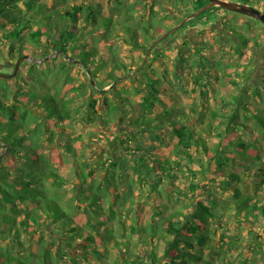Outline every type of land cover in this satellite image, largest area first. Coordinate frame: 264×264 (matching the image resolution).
Returning <instances> with one entry per match:
<instances>
[{"label":"trees","instance_id":"16d2710c","mask_svg":"<svg viewBox=\"0 0 264 264\" xmlns=\"http://www.w3.org/2000/svg\"><path fill=\"white\" fill-rule=\"evenodd\" d=\"M162 1L152 0V20L144 21L137 17L132 0H108V5L84 4L77 0H0V55L9 53L10 60L26 55L34 57V60L24 59L15 76L0 77L4 80L0 83V141H4L0 143V155L6 148L2 154L5 157H0V264H234L235 258L238 264H264V234L259 231L248 229L249 240L243 242L238 228L225 233L226 221L221 223L225 230L218 237L213 234L218 231L219 211H229L242 228L254 223L264 224V197L260 196L259 188L260 183H264V165L258 167L264 159V115L260 108L244 99L246 85L234 94V100H220V106L208 108V118L205 116L208 102L200 100L208 97L214 84L212 76L222 78L220 71L235 66L221 58L210 59L214 50L229 47L243 55L252 42L239 31L241 21L234 20L231 27L227 26L231 20L228 16H222L227 18L221 20L220 25L234 33L221 36L213 27L215 44L203 39L195 43L190 38L182 41L178 46L181 52L192 43L199 54L193 61L200 73L193 74L192 91L196 92L199 87L201 102L193 93L194 101L187 113L185 104L168 101L173 96L169 81L174 83L168 74H174L172 78L184 85L183 91H186V77L180 68L189 59L180 53L170 65L167 52L157 49L150 57L153 59L150 64L138 72L128 73L123 72L124 69H133L114 45L119 35L124 37L130 33V40H135L136 47L144 53L156 37L179 22L180 19L171 14L168 25L157 9ZM164 1H168L174 11L180 10L181 15L185 9L197 10L208 2ZM262 3L263 8L253 4L264 11V0ZM224 11L222 7L210 8L186 22L173 36L183 33L187 24L200 21L208 25ZM233 15L238 17L236 13ZM130 40L126 38L127 42ZM256 43L254 40V45ZM59 57L63 59L60 67L64 71L71 66L88 71L89 83L85 80L74 83L72 76L62 85L50 83L48 63ZM154 61L158 66L151 65ZM208 64L215 70L209 73L215 74L211 77L201 74ZM129 74L135 89L140 90L145 81L140 99L128 101L127 88L116 95L111 89L94 87L91 78L116 83ZM136 76L144 78L136 79ZM131 102H138L141 109H136ZM228 104H233L231 110ZM97 115L99 126L106 128L118 116L129 123L126 134L116 138L118 145L115 152H111L110 161L112 165H121L122 171L131 167L139 174L140 185L144 182L150 185L149 194L160 191V184L172 178L174 190L192 202L189 192L197 195L201 172L202 179L222 181L225 188L237 183L231 187L233 196L220 199L210 192L207 200L200 199L191 203L187 211L170 214L165 213L160 202L147 201L143 211L136 213L135 222L128 224L129 205L142 199L138 192L133 194L134 186H128L126 193L119 189L115 192L113 186H117L119 178L114 179L118 175L109 169L98 184L89 178L96 169L90 160L92 149L89 143L82 145L85 137L76 131V122L80 118L89 123ZM189 116L198 118L204 125L203 130L211 128L213 122H220L221 130L214 132L218 139L214 148L194 124L195 119L187 121ZM249 119H256L257 127L248 125ZM165 123L171 127L173 141L166 142V138L155 133L162 129L158 126ZM238 128L243 131L238 133ZM111 131L108 129L104 134L111 138L113 135L108 133ZM148 131L153 134L150 133L145 142L141 141L139 136ZM92 140L100 144L103 139L93 137ZM161 143L166 150H160ZM126 147L131 151L130 157L119 153ZM195 164H199L200 170ZM230 165H242L248 174L254 170L262 173L254 193L244 191V175L230 169ZM69 169L81 180L80 185L73 186L74 202L72 197L65 196ZM182 171L189 173L187 177L195 178L189 183L190 191L176 185ZM107 194L113 196L108 207L102 202L107 201ZM148 204L153 210L149 222L145 221L149 217ZM120 213L125 214L126 219L118 218ZM117 218V222L121 221L118 230L114 225ZM134 238L146 244L145 249L136 252L131 244ZM238 243L241 249L235 251Z\"/></svg>","mask_w":264,"mask_h":264},{"label":"rangeland","instance_id":"374dc122","mask_svg":"<svg viewBox=\"0 0 264 264\" xmlns=\"http://www.w3.org/2000/svg\"><path fill=\"white\" fill-rule=\"evenodd\" d=\"M253 1L254 4H257L259 6H261V8H263V3L262 0L260 2V0H251ZM77 2L80 3H84V4H93V3H98V2H102V3H106V0H77ZM252 2L250 3V5H253ZM62 4L59 3V6H61ZM108 5V4H106ZM192 8L191 9H185L181 12H183V15H187L190 12H192ZM228 18L231 20H229V22L227 23L228 27H231V22L232 21H241V24L239 25V30H242L243 28L245 29V36L252 42L250 44V46L247 48L248 53H249V63H246L245 59L242 57V55H238L236 52H234L233 50L229 49V47H227L226 49H216L214 50V54L213 56H210V59H223L226 63L231 61L235 66L233 67H229L227 68V71H220V75H223L222 78H218L212 75L215 74H209V73H215V70H211L210 69V65L205 67V69L203 70V73H201L202 75H205V77L209 74L208 77L213 78V85L210 88L209 91V95L208 97H203L202 99H200L201 101H206L208 102V107H206L205 109V116L206 118H208V116L210 115L209 109L210 108H215L220 106L221 104H219L218 102H220V100H234V94L238 91H241V87L245 86V90H243V97L244 99H247L250 101L251 105L256 107V108H260V113H262L264 115V23L261 22L260 20L254 18L253 16H238V17H234V15L232 13H228L227 14ZM205 18V17H204ZM203 18V19H204ZM245 19V20H244ZM248 19V20H247ZM244 20V21H243ZM243 21V23H242ZM194 22V21H192ZM210 22L208 25H204L202 23H200V21H197L195 24H187L186 27H184L183 29V34H187L185 36H182L183 38H190L192 42H197L201 39H203L204 41H210V42H214V39L216 37V31L213 29V27H215L214 23ZM219 25L221 24V19L220 22L218 23ZM245 24H248L249 26H245ZM218 25V26H219ZM188 31V33H187ZM182 34V35H183ZM181 36H173L174 39H172V43H171V47L169 49V51L167 52V62L171 65L173 64L174 60L177 59L182 53L184 55L185 58L189 59L187 60V62L184 63L183 66H181L180 70L182 71V74L184 75L185 78V84L187 90L183 91V87L184 85H181V83L179 81H176L175 77L174 79L172 78V76H174V74H168L169 80H174V83L169 81L168 87L172 90V95L174 96V98L172 99L173 96H170L168 101H174L175 103H180V104H185V109L187 113H190V103H192L194 101V96L198 98V101L201 102L199 100V95H200V90L199 87L197 88L196 92L192 91V87L194 86V73L199 72V68L198 66L193 63L194 59L197 58V56H199V54L196 53L195 51V47L194 45H189L188 48H185L183 52H181L178 49V46L181 45L183 39ZM239 37V35H238ZM254 40H256V43L254 45ZM233 44L235 43L234 41H232ZM115 44L117 45L118 49L121 51L122 55H134L135 58H137V60L140 59V56L143 54L141 51H137L136 49H133L130 44L131 42H127L126 40H121L118 39ZM206 51V50H205ZM209 51V50H208ZM207 51V52H208ZM201 55V54H200ZM12 56L9 55V53L5 55H0V71L3 72H11L13 70V63L18 61L17 59H15L14 57L10 60L9 58H11ZM31 60H34L33 56H30ZM248 58V59H249ZM61 60H63L61 57L57 58L56 60L48 63V66L50 68V77H49V82L50 83H56V84H63L65 81H67L68 76H72L73 77V81L74 83H78L82 80H85L86 83H89V79L90 76L89 74L81 67L78 66H71L68 67V69H66L65 71L60 67L61 64ZM153 59L150 58V61H152ZM151 65L154 66H158L157 62H153ZM194 65V66H191ZM244 65L247 68V70L249 71V78L246 80L247 78V72L244 71ZM26 68V67H25ZM198 69V71H197ZM133 73V72H132ZM120 75H124L122 73H120ZM127 75V74H126ZM131 76V75H130ZM207 77V78H208ZM137 78H144L141 76H136ZM206 78V80H207ZM95 80V79H94ZM106 80V79H103ZM140 81V80H139ZM176 81V82H175ZM236 81V82H235ZM4 80L0 79V83H3ZM145 83V81H143ZM141 84L140 85V90L135 89L136 85L135 83L131 82V80H129V76L128 78H124V80H121V82L117 80L116 83L113 82H108L106 80V82L104 83L103 81L99 80L98 82L95 80V84L94 87H98V88H106V89H111V91L113 93H115L116 95L121 93V90H124L125 88H127L129 90V94H128V101H133L134 99L137 98H141L143 96L142 93V89H144L146 87L145 84ZM137 84V83H136ZM175 84V85H174ZM131 92V93H130ZM193 93H195L196 95L193 96ZM85 98V97H84ZM83 98L84 101H86ZM166 100L168 99V97L165 98ZM134 103L135 105H133L136 109H141V106L138 102H131ZM221 103V102H220ZM228 108L231 110L233 104H228ZM201 106V105H200ZM162 107V106H160ZM209 108V109H208ZM104 115V113H103ZM99 115L94 116L92 121H89V123L84 122L82 119L79 118L78 122H76V131L79 133H83L82 135L85 137V141L82 143V145H87L88 143L91 146V153L92 156L90 158L91 163L93 164L94 167H96L95 169V174L94 176L89 177L90 179L93 178V181H95L96 184H98L100 181H102V175L106 174L107 169H109L110 172L114 171L117 173L118 176L114 177L115 178H119L117 179V186H113V190L115 192H118L117 190H121L120 192H128L129 188L128 186H130L131 184L134 186L133 189V194H136L135 192H138V194H140L142 196V199L132 203L129 205V207L131 208V214L130 216L127 217V219L125 218L126 215L125 214H119L118 218H122V219H126L128 224H130L132 222V224L135 222L134 220L136 219V213L138 212H142L143 208H144V204L145 202H160L161 206L163 208L166 209L165 213H174L180 210H184L187 211L189 209V205L191 203H196L198 200L200 199H204L207 200L209 193L210 192H214L215 195L217 197L221 198H229L231 196H233V192L231 190V187L234 185H237V183L233 182L232 185L227 186L226 188L223 186L222 181L219 182H213V181H209L207 178L206 179H202L203 176L200 172L198 180H202L201 182V188H198L196 190L197 195L193 196V194L190 193L192 202L187 201L186 198H184V196H179V193L174 190V188L171 185V181L172 178H167L165 182L161 183L159 186L160 191H154L152 192L151 196L149 194V189H150V185H147V183H142L144 185H142V189L141 191H139V187L141 186L139 184V174L134 172L133 169L131 167L126 168V170L122 171L121 170V165H112L111 160V152H115V147L117 144L116 142V138H120L122 135H125L126 131H127V127L126 125H129V123L127 121L124 120V118H120L118 116V118H116L115 122L113 123H109L107 124L106 128L104 125L99 126L100 124L97 122ZM194 118L195 120L193 121L194 124H196V127L199 129V131L202 132L203 137L207 140L208 144L211 145V147H215V145L217 144L218 139L215 138L216 134L214 133L216 130H221V126H218V124L220 122H213L211 128H208V130H203L202 127L204 126L201 122H198V118H195L193 116H189V119ZM242 118V117H241ZM127 119V118H126ZM186 121V120H185ZM256 119H249L248 122L251 127H257V123H256ZM162 127V129H158V132L155 133H159L161 138L165 139L166 138V142H170L174 140V136L171 130L170 125H168L167 123L165 124H160L158 127ZM130 127V126H129ZM6 129H8V127H5ZM108 129H112L111 132H108L110 135H113L111 138H109L108 136H106L104 134V131H108ZM243 130L238 128L237 132L240 133ZM94 133V134H90V133ZM164 132V133H163ZM150 133H152L151 131L146 132L145 134L140 135L139 138L141 139V141L145 142V139L148 140V138H150ZM153 134V133H152ZM164 134V136H163ZM95 137L98 139L102 138L103 140L100 142V144L95 143L92 138ZM148 137V138H147ZM91 139V140H90ZM237 140H240V138L237 137ZM1 144H4V141H0ZM145 144V143H144ZM120 145V144H119ZM146 145V144H145ZM160 147V150L165 149V144L161 143L158 145ZM120 149H121V145H120ZM166 150V149H165ZM6 151V148L2 149V153L0 155V157H5L2 156L3 152ZM87 151L86 149H84V152ZM110 151V152H109ZM163 151V150H162ZM169 152V151H168ZM120 155L122 154L124 157H130L131 156V151L129 148H123L120 152ZM135 153V152H134ZM167 153V152H166ZM204 154V153H202ZM169 155L171 157L174 158L175 155H173L172 152H169ZM118 157V156H116ZM3 160L5 161L6 159L3 158ZM205 164H207V160L205 159L204 161ZM264 165V159L260 162V164L258 165V167H262ZM196 169L200 170L199 164H195L194 165ZM111 167V168H108ZM230 169H232L233 171L237 172V173H242L244 175V181L242 184V187L244 189V191L246 193H254L255 188L258 186V184L261 182V178H262V173L254 170L252 171V173L248 174V171L245 170V167L242 165H230L229 166ZM68 172V180L69 183H67L64 187L65 189V196L67 197H72V201L74 202L73 196L75 195V188L73 186L75 185H80L81 184V180L74 174V170H67ZM189 173L187 174H183V171L180 172L179 178L176 181V185L177 186H182L184 189L189 190L188 186L189 183L192 179H195L191 176V178L187 177ZM119 184V185H118ZM241 184V183H240ZM203 185V186H202ZM204 185H207V187L205 188ZM260 188V196L264 197V183L261 182L259 185ZM190 191V190H189ZM161 192V193H160ZM108 195V194H107ZM113 201V196L112 195H108L107 196V201H102L104 205H106V207L109 206L110 203H112ZM190 202V203H189ZM155 209H158V206L155 207ZM149 214V217H147L145 219V221L149 222L152 218H151V214L153 212V210L151 209L150 205H147V210H146ZM77 213V209L74 210V214ZM219 215H220V220L216 223V227L218 229L217 232H213V234L216 235V237L219 236L220 232L225 230V227H221V223H225L226 221H228V227L225 230V233L229 232L232 228L236 229L238 228L239 230V235L241 236L240 239L243 240V242H246L247 240H249V236L247 234V230L252 228V230H256L259 231L260 233L264 234V224L263 223H254L250 226H245L242 228V224L236 221L235 217H231L230 212L227 211H219ZM117 219H115L114 221V225L115 228L118 230L119 227L121 229V224L120 222H117ZM132 248L138 252L139 250H143L145 249V245L146 244H142L141 241L137 240V239H133L132 241ZM150 244V243H149ZM125 247V246H124ZM241 247L240 244L238 243V247L237 249H235V251H240ZM114 252V251H113ZM112 252V253H113ZM242 253V252H241ZM116 256V254H115ZM111 262H113V259L110 260ZM234 264H238V260L235 258V263Z\"/></svg>","mask_w":264,"mask_h":264},{"label":"flooded vegetation","instance_id":"af4514ba","mask_svg":"<svg viewBox=\"0 0 264 264\" xmlns=\"http://www.w3.org/2000/svg\"><path fill=\"white\" fill-rule=\"evenodd\" d=\"M238 1V0H237ZM132 2H133V5H135L136 6V15H137V17H141L144 21H151L152 20V14L154 13V10H152V7H153V2H152V0H132ZM210 2V0H208V2H207V4ZM240 2V1H239ZM108 3V0H106V3H104V4H107ZM241 3H243V2H241ZM206 4V5H207ZM205 6V5H204ZM214 7H220V6H214ZM214 7H212V8H214ZM202 8V7H201ZM221 8V7H220ZM157 9L160 11V14H162L163 16H164V20H167V22H168V25L170 24V21H171V18H170V16H171V14H173V16H174V18H177L178 20L180 19V21L179 22H177V23H175L172 27H170L169 29H167L166 31H164L161 35H159L158 37H156L155 39H154V41L147 47V49H146V51L140 56V59L139 60H137V58H135V56L134 55H122V54H120L121 55V57L125 60V62L126 63H128V64H130L131 66H129L130 68H132L133 70H129V68L128 69H124V71L123 72H128V73H131V72H138L139 70H141L142 68H144L147 64H150V57L151 56H153L154 55V53H155V51L157 50V49H159V50H163V51H166V52H168L169 51V49H170V47H171V43H172V39H174L173 38V34H174V32L176 31V30H178V29H180L181 27H179L178 29H176L174 32H172V33H170L168 36H166V37H164V38H162V39H160L161 38V36L162 35H164L165 33H167L170 29H172L173 27H175V26H177L183 19H185L187 16H189L190 14H192L193 12H195L196 10H193L192 12H190L189 14H187V15H184V16H182L181 15V13L180 12H178V11H180V10H178V11H174V9H172L170 6H169V4H168V1H162L161 3H159V5H158V7H157ZM200 9V8H199ZM225 9V8H224ZM198 10V9H197ZM229 11L230 13L231 12H233V14L234 13H236V15H238V16H248V15H246V14H242V13H239V12H234V11H231V10H228V9H225V11L223 12V13H221V14H219L218 15V18H217V20L216 21H212L213 23H214V25H215V29H216V31H218L220 34H221V36H224L225 34H227V35H230V34H233L234 32H231V31H229V30H226L222 25H219L218 26V24L217 23H219L220 22V18H221V20H226V18L225 17H222V16H227V11ZM182 16V17H181ZM245 20V19H244ZM243 20V21H244ZM248 20V19H247ZM243 21H242V23H243ZM188 22V21H187ZM212 23V24H213ZM248 24H245V26H247ZM248 27V26H247ZM240 32H242V34L243 35H245V29L243 28L242 30H239ZM187 33H188V31H187ZM183 33H181V34H179V35H177V37L178 36H185V37H187L186 35L187 34H183ZM132 36V34H130V33H127V34H125L124 35V37H122V35H119L118 37H117V39H116V41L118 40V39H121L122 41L123 40H126V38H128L129 40H130V37ZM176 37V36H175ZM237 37H238V35H237ZM182 39H183V42H184V40H185V38H183L182 37ZM115 41V42H116ZM130 42H131V44H130V46L133 48V49H136L137 51H141V52H143L142 51V49H138L137 47H136V42H135V40H133L132 38H131V40H130ZM114 45L116 46V44L114 43ZM151 47V49H150V51L148 52V49ZM59 51V50H58ZM238 54V53H237ZM238 55H240V54H238ZM242 57L245 59V61H246V63H249V60H250V58H249V53H248V50L246 51V53L245 54H243L242 55ZM249 58V59H248ZM19 60V59H18ZM16 63H17V61L16 62H14L13 63V70L11 71V72H8V73H13V71H14V69H15V66H16ZM244 71H246L247 72V76H248V78H249V71L247 70V68L245 67V65H244ZM7 73V72H6ZM87 73L89 74V72L87 71ZM90 75V74H89Z\"/></svg>","mask_w":264,"mask_h":264},{"label":"water","instance_id":"95a60500","mask_svg":"<svg viewBox=\"0 0 264 264\" xmlns=\"http://www.w3.org/2000/svg\"><path fill=\"white\" fill-rule=\"evenodd\" d=\"M214 6H220L222 8L234 11V12H239L242 14H246L248 16H253L254 18L260 20L261 22L264 23V11L261 10L258 7H255L253 5L250 4H246V3H241L237 0H210V2L203 6L202 8L196 10L195 12H193L192 14H190L189 16H187L185 19H183L177 26L173 27L172 29H170L167 33H165L164 35L161 36L160 39L168 36L170 33L174 32L176 29H178L179 27H181L185 22L189 21L190 19L195 18L196 16L204 13L205 11L209 10L210 8L214 7ZM151 47L148 49V52L150 51ZM26 58H30V56L26 55L24 57H21L15 66V70L13 73H6L3 71H0V77L2 78H11L13 76H15L18 72V69L22 63V61ZM131 74H129L128 76H130ZM126 76V77H128ZM92 81L93 84H95V80L93 77Z\"/></svg>","mask_w":264,"mask_h":264}]
</instances>
